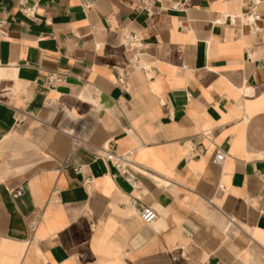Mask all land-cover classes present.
Masks as SVG:
<instances>
[{"label":"crops","instance_id":"obj_1","mask_svg":"<svg viewBox=\"0 0 264 264\" xmlns=\"http://www.w3.org/2000/svg\"><path fill=\"white\" fill-rule=\"evenodd\" d=\"M0 22V264H264V0Z\"/></svg>","mask_w":264,"mask_h":264},{"label":"built area","instance_id":"obj_2","mask_svg":"<svg viewBox=\"0 0 264 264\" xmlns=\"http://www.w3.org/2000/svg\"><path fill=\"white\" fill-rule=\"evenodd\" d=\"M254 17L258 18V15L255 14ZM118 80L121 82L122 76H120ZM225 156L226 155L224 152L217 150V152L215 153V156L213 158V162L214 163H221L224 160ZM109 158H112V155H109ZM123 162H124V160L122 158L115 159V167L117 169H120V170L123 169ZM18 194H19V192H17L15 194V196ZM138 214H139L141 220L145 224H149V223L153 222L157 217V213L155 212V210H153L150 207H146V206H140L138 208Z\"/></svg>","mask_w":264,"mask_h":264}]
</instances>
